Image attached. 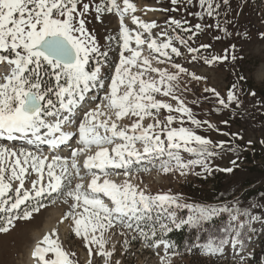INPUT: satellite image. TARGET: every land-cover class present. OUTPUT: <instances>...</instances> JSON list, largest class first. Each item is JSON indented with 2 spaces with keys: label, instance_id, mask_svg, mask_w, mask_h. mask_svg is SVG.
Instances as JSON below:
<instances>
[{
  "label": "snow or ice",
  "instance_id": "6c2138e0",
  "mask_svg": "<svg viewBox=\"0 0 264 264\" xmlns=\"http://www.w3.org/2000/svg\"><path fill=\"white\" fill-rule=\"evenodd\" d=\"M187 2L192 3V0ZM179 3L180 0H171L172 5ZM198 3L204 12L193 15L199 19L202 20L205 14L208 17L219 16L220 3H214V0H198ZM222 3L228 5L229 0H222ZM91 10L90 3L84 0H0V141L22 139L30 145L46 144L54 150L78 135L76 142L80 145L71 152L69 162L58 155H38L23 148L14 150L0 143V213L6 217V225H0V233L9 232V226L14 227V220H30L33 213L43 207L42 198L67 196L73 203L64 219L72 220L75 237L84 242L88 254L86 264H93L94 256L103 258L104 264H113L115 247L107 249L105 233L116 227L124 230L120 235L133 234L132 239L140 238L147 248L158 249L163 245L165 255L161 257L160 264H172L168 250L173 245L162 236L158 237V232L167 234L173 231V227L180 229L185 225L200 227L223 213H228L231 221H238L241 215L249 216V223L260 220L258 216L241 213L238 208L230 211L227 206L189 205L182 203L181 197L170 193L151 195L131 182L134 164L145 160L150 162L151 158L165 155L168 160L158 166V170L165 175L179 172L181 176H186L196 166L211 174L208 160L216 155L213 149L223 148L225 142L213 144L192 128L183 126L186 122L184 117H187V122L197 129L207 125L208 129L218 131L209 121L196 119L192 110L175 94L180 74L191 75L194 81L203 77L188 73L178 63L171 64L175 72L153 67V60L164 64L171 61L172 54L179 57L182 53L173 46L170 37L160 43L152 39L151 30L157 25L154 22L145 23L135 15L131 16L132 23L143 29V33H148L149 39H144L142 32L133 35L124 22L125 16L137 11L130 0H123V7L117 0H102L94 5L97 22H103L105 13H114L119 18L122 40L119 62L107 87L105 103L87 111L75 132L68 130L73 123L74 109L85 99L84 94L94 86L105 88L101 71L108 51L101 49L96 37L86 27L85 16ZM170 10L177 11V8ZM168 23L189 33L187 39L179 35L175 37L187 47L188 53L196 54L200 49L211 47L201 44L199 48H194L188 44L194 35L203 31L201 24L194 26L197 32L193 33L192 28L182 27L180 20L170 19ZM216 28L228 35L227 29L221 28L219 22ZM162 35L167 37L168 33ZM261 37L264 38V33ZM215 38L220 39L219 36ZM145 44L150 53L158 56L143 55ZM94 58L96 66L94 70H89V62ZM192 58L201 57L193 55ZM236 58L232 56L233 60ZM203 59L211 65L227 59V56ZM152 73L156 74L155 77ZM146 76L149 78L145 79ZM235 87L233 85V89ZM204 91L214 93L225 109L232 102L239 106V99L232 90L227 94V103L214 88L206 87ZM157 95L176 101V106L157 99ZM161 110L168 113L163 120L159 119ZM129 116L137 119L121 127L118 122ZM146 118H151L153 122L145 125ZM177 122L181 126L173 127ZM234 135L242 139L238 134ZM138 144L142 147H137ZM93 147L96 149L94 154ZM181 150L198 158L185 162L180 155ZM81 156L85 157L83 169L90 177L87 188L83 183L85 176L81 175L78 159ZM150 170L148 167L137 169L144 172ZM220 171L232 172L233 169ZM32 173L37 178L29 180ZM121 174L126 177L121 183L108 178ZM73 180L79 181L74 187L71 186ZM26 181L30 187H26ZM30 203L32 206L29 209ZM185 208L191 214L187 219L178 218L174 209ZM153 214L155 224L149 223ZM164 214H167L168 223L161 219ZM244 227V223L238 222L232 230L235 235L231 239L221 238L218 243L210 239L207 244L198 247H201L204 256L222 257L228 244L234 249L239 246L242 251L240 236ZM128 243L125 239V250ZM32 256L36 264H78L72 258L75 253L64 249L55 230L37 242ZM115 264H120V261H115Z\"/></svg>",
  "mask_w": 264,
  "mask_h": 264
},
{
  "label": "rangeland",
  "instance_id": "374dc122",
  "mask_svg": "<svg viewBox=\"0 0 264 264\" xmlns=\"http://www.w3.org/2000/svg\"><path fill=\"white\" fill-rule=\"evenodd\" d=\"M84 2L90 3L92 9L85 16L86 27L96 37L101 49L108 51V57L103 61L101 71L105 88L94 86L84 94L85 99L80 101L74 109L73 123L68 128L73 132L76 131L79 121L83 119L87 111L105 103L104 96L111 77L114 75L115 66L119 62V51L122 44L119 18L114 13H105L102 17L103 22H97L94 5L101 3L102 0H84ZM130 2L136 5L137 11L134 14L129 13L125 16L124 22L133 35L137 32L143 33V29L132 23L131 16L135 15L145 23L154 22L157 25L156 28L151 30L152 39H156L160 43L170 37L173 46L179 48L182 53L179 57L172 54L171 61H166L164 64H159L156 60H153V67L175 72L176 70L172 68L171 64L178 63L187 69L188 73H195L203 77L199 81H194L191 79V75L180 74L179 82L174 89L175 94L192 110L196 119L209 121L215 125L218 131L208 129L207 125L197 129L187 122V117H184L186 122L183 126L192 128L198 135L210 139L213 144H218L220 141L225 142L223 148L213 149L216 155L208 160L209 167L212 169L211 174L205 173L200 166H196L186 176H181L179 172L165 175L158 170L159 164L168 160L167 155H165L151 158L150 162L145 160L139 164H134L131 182L139 185L140 188L151 195L170 193L181 197V202L185 204L205 207L227 206L230 211L238 208L241 213L246 212L251 216L260 217V220L249 223V216L241 215L238 221H231L229 214L223 213L200 227H189L187 225L181 227L180 229L185 230L186 237L180 249L169 242L173 245V248L168 250V255L172 258V264H241V257H243V264H264V194L259 197L258 201L250 200L244 198L245 189L234 192L229 200L214 202V198L218 195L216 194L215 181L230 173L220 171V169L246 167L249 166L247 162L250 161L264 165V143H261V141H264V131L261 129L253 130L245 124L241 119L242 115L239 110V106L246 103L247 99L251 97V89L260 87L264 81V38L261 37V33H264V0H229L228 5H223L222 0H214V3L221 4L218 10L219 16L208 17L205 14L202 20L197 15H193V13L204 12V9L199 7L198 0H192V3H188L187 0H180L178 5H172L171 0H130ZM117 3L123 7V0H117ZM173 7L177 8V11H171L170 9ZM148 9L169 10L149 11ZM170 19L180 20L182 27L192 28L193 33L197 32L194 28L196 24L199 23L204 26L203 31L194 35L193 40H189L188 44L194 48H199L201 44H209L211 47L200 49V52L196 54L188 53L187 47L181 45L175 37L179 35L187 39L189 33L176 28L175 25H170L168 23ZM184 21H187V23H184ZM217 22H219L221 28L227 29L228 35L216 28ZM208 25L212 27H208ZM164 32L168 33L167 37L162 35ZM217 36L220 39H216ZM143 37L148 40L149 34L143 33ZM132 46L135 47V44L133 43ZM233 46L235 47L233 48ZM168 51L170 52V49ZM142 52L145 56H158L156 53H150L147 44L142 47ZM125 55H128V53H125ZM193 55L201 58L193 59ZM233 55L237 57L235 60L232 59ZM212 56H227V59L214 62L211 65L206 64L203 57L210 59ZM158 58L163 59V57ZM95 66L96 60L94 58L90 60L88 68L94 70ZM133 71H136V69H133ZM151 75L155 77L156 74L152 73ZM241 77H244V79H241ZM148 78V76L145 77V79ZM233 85L236 86L234 89ZM206 87L214 88L226 103L228 102L227 94L229 90L234 91L239 99V106L237 107L236 103L232 102L227 109L223 108L214 93L204 91ZM88 94H91L90 99H88ZM156 98L172 103L174 107L176 106V101L167 97L157 95ZM258 106L264 112V103L259 101ZM167 115L166 111L161 110L159 119L163 120ZM172 115L178 116L179 114L172 113ZM135 119L137 118L129 116L118 123L123 127ZM224 121H227V123L225 124ZM152 122L151 118H146L143 123L147 125ZM179 126H181L179 122L173 125V127ZM234 134H238L242 139L237 138V135ZM77 139L78 135L54 150L46 144L30 145L22 139L0 141V143L14 150L23 148L38 155L49 157L58 155L70 162L71 152L80 147L75 142ZM249 141H251V144H249ZM137 147L142 146L138 144ZM95 150L93 147L92 154ZM180 155L185 162L198 158L183 150L180 151ZM78 159L81 164V175L85 176L83 183L87 188L90 177L86 175V171L83 169L85 157L81 156ZM153 165L157 167H153ZM145 167L151 170L148 172L137 171V169ZM196 173L200 175H196ZM36 178V175L32 173L29 180ZM108 178L117 183H121L126 179L122 174L111 175ZM77 182L79 181L73 180L71 186L74 187ZM263 184L264 181H260L251 189L261 187ZM26 187H30V183L27 181ZM32 203L29 204V209ZM41 203L43 207L40 208L39 212H34L30 220H14V227L9 226V232L0 233V264H36L32 252L37 242L44 235H48L54 230L58 233L64 249L70 253H75L72 258L78 264H86L88 254L84 242L75 237L72 231V220L64 219L70 211V205L73 203L71 198L67 196L55 197L54 199L45 197L42 198ZM174 210L178 218L187 219L188 215L191 214L187 208ZM166 217L167 214L161 217L164 223L169 222ZM155 222V214H153V220L149 223L155 224ZM238 222L245 224L240 236L243 242L242 251L239 246L234 249L231 244H228L225 246V254L222 257L219 255L204 256L202 254L201 247L198 246L207 244L210 239L215 243H218L221 238L231 239L235 235L232 230L237 227ZM0 225H6L4 213H0ZM156 226L158 227V224ZM180 229L173 227V230ZM121 231L124 230L116 227L105 233L107 249L112 250L113 246L115 247L112 257L113 264H115V261H120V264H160L161 257L165 255L163 245L158 249L147 248L140 238L133 240V234L120 235ZM165 235L158 232V237L162 236L164 239ZM125 239L129 242L127 250L124 246ZM92 259L93 264H104L103 258L99 256H94Z\"/></svg>",
  "mask_w": 264,
  "mask_h": 264
},
{
  "label": "trees",
  "instance_id": "16d2710c",
  "mask_svg": "<svg viewBox=\"0 0 264 264\" xmlns=\"http://www.w3.org/2000/svg\"><path fill=\"white\" fill-rule=\"evenodd\" d=\"M49 83H54V81H49ZM251 91L252 93L255 92L256 95H251L246 103L239 106L242 115L241 119L253 130L261 129L264 131V112H262L258 106L259 101L264 103V81L260 87L251 89ZM253 162H247L249 166L246 167H235L232 172L215 181L216 194L218 195L214 198V202L229 200L234 192L245 189L244 198L258 201L259 197L263 196L264 184L255 189L251 188L260 181H264V165L262 163L256 164ZM185 237V230L180 229L167 233L164 239L175 244L177 249H180Z\"/></svg>",
  "mask_w": 264,
  "mask_h": 264
},
{
  "label": "bare ground",
  "instance_id": "6f19581e",
  "mask_svg": "<svg viewBox=\"0 0 264 264\" xmlns=\"http://www.w3.org/2000/svg\"><path fill=\"white\" fill-rule=\"evenodd\" d=\"M89 95V97H88V99H90L91 98V94H88ZM76 142V141H75ZM77 143V142H76ZM86 171V170H85ZM121 179V178H120ZM44 235V234H43Z\"/></svg>",
  "mask_w": 264,
  "mask_h": 264
}]
</instances>
